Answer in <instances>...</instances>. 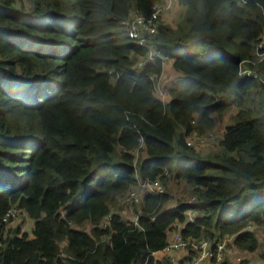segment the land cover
I'll use <instances>...</instances> for the list:
<instances>
[{
  "label": "trees",
  "instance_id": "trees-1",
  "mask_svg": "<svg viewBox=\"0 0 264 264\" xmlns=\"http://www.w3.org/2000/svg\"><path fill=\"white\" fill-rule=\"evenodd\" d=\"M176 1L182 25L158 19L159 57L140 65L148 50L125 23L164 0H0V264H161L176 223L184 239L257 249L248 226H264V99L251 92L264 97V0ZM164 59L183 72L167 102L155 91ZM231 106L219 152L187 144ZM170 177L195 201L168 207L167 191H144L136 221L112 212ZM11 209L33 221L31 236L6 229Z\"/></svg>",
  "mask_w": 264,
  "mask_h": 264
},
{
  "label": "rangeland",
  "instance_id": "rangeland-1",
  "mask_svg": "<svg viewBox=\"0 0 264 264\" xmlns=\"http://www.w3.org/2000/svg\"><path fill=\"white\" fill-rule=\"evenodd\" d=\"M184 10L185 8L183 5H180L176 0H173V2L172 0H170V2H168L167 6L165 7V10L160 12L158 16L159 21L164 22L172 27H178L183 23ZM134 16L135 14H133L128 21H130ZM157 25L158 23H156V26ZM259 49L260 48L258 46V52ZM258 52L256 54V57L258 59L260 58L261 60L263 55ZM182 79L183 72L175 68L169 59L165 60L163 63L162 74L158 82L160 83L161 87L167 90L171 84L180 82ZM258 82L260 83L261 81L258 80ZM158 83L156 85V94L159 98L162 99V101L167 102L170 99L168 90L164 91L163 94L160 93ZM261 90L263 91L261 86L260 89H253L251 92V96H253L255 100H263L264 97ZM235 112V107L231 106L223 114L215 116V124L213 128L210 129V131H208L206 134H204L203 136L193 134L190 138H188L197 152H200V154L207 156L209 154H214L220 151L217 143L218 138L223 133L225 126L232 122V118ZM139 154L140 151L137 150L136 157H138ZM162 187L163 192L165 190L169 193V202L167 204L168 207H173L183 202L192 203V200L189 197V186L183 180H177L174 177H170L169 180H167V182L162 185ZM138 191L141 195L143 194V190L141 187H139ZM139 202L140 201L126 203L125 201L120 199L119 203L117 202L112 212L118 213L121 216V219L125 222L136 221L135 210L140 204ZM189 210L191 218H193L195 216V213L192 209ZM3 222L6 223L7 230L19 228L20 232H26V234H29L31 236L33 221L27 214L16 211V213L11 216V218L8 217V219H6L5 221L3 220ZM181 227L182 224L176 223L173 225L172 228L174 229H172L168 234V242H172L174 237L177 236L178 233H180ZM248 228L255 233L258 239V247L256 250L248 251L239 249L235 245H233L232 237H226L223 240L226 241V244L225 242H223V251L217 252L216 254L210 253V255L206 257L210 258V261L208 263L204 261L203 264H216L217 262H219V264H264V259L261 256V254L264 252V226L259 227L256 225H249ZM81 229L88 230V226L83 225ZM193 252L195 253L194 255H192V252L187 249H177L172 252H165L162 250L161 252L155 254V259L160 261L161 264H192L193 258L197 256V253L195 251Z\"/></svg>",
  "mask_w": 264,
  "mask_h": 264
},
{
  "label": "built area",
  "instance_id": "built-area-1",
  "mask_svg": "<svg viewBox=\"0 0 264 264\" xmlns=\"http://www.w3.org/2000/svg\"><path fill=\"white\" fill-rule=\"evenodd\" d=\"M168 2L170 0H164L163 3H158L154 6V10L151 14V17L145 18L142 15L135 14V16L125 23V30L128 35V37L137 45L144 47L148 50V56L146 60L140 62V65H145L148 62H154L156 58L159 57V52L156 50L155 45L151 41V36L156 32V23L158 22V16L160 12L165 10V7L167 6ZM258 46H259V52L261 53V50L264 49V37L262 41L257 45V52H258ZM258 52V53H259ZM264 53V52H263ZM240 76H247V77H256V75L251 71L242 70L239 74ZM159 84V90L160 93L163 94L164 91H167L163 89ZM157 85V84H156ZM156 87V86H155ZM157 89L155 88V91ZM188 145H192V143L188 140ZM140 187L142 188L143 192H154L155 194H159L163 192V187L160 183H142L140 184ZM141 194L138 190L131 191L130 194L126 197H124L122 200L126 203L128 202H138L140 200ZM192 202L195 201V197H191ZM17 210L11 209L7 212L3 220L5 221L8 219V217L11 218L16 213ZM187 219L189 221L194 220V218H191L190 210L188 209L186 212ZM111 220V217H108L107 220L104 222L103 227H105L108 223V221ZM226 244V241H220L215 242L210 239H204L197 241L195 239H184L181 235V233H178L177 236L174 237L172 242H168L166 247L163 249L165 252H172L177 249H187L189 251H195L197 253V256L193 258L192 264H203L205 261L208 263L210 261V258H206L210 255V253H217L222 252L224 249V243ZM216 264H219L217 262Z\"/></svg>",
  "mask_w": 264,
  "mask_h": 264
},
{
  "label": "crops",
  "instance_id": "crops-1",
  "mask_svg": "<svg viewBox=\"0 0 264 264\" xmlns=\"http://www.w3.org/2000/svg\"><path fill=\"white\" fill-rule=\"evenodd\" d=\"M167 60V59H166ZM171 61V59H169Z\"/></svg>",
  "mask_w": 264,
  "mask_h": 264
}]
</instances>
